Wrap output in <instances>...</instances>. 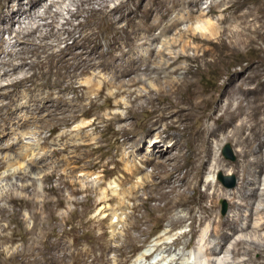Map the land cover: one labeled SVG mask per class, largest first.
<instances>
[{"label":"rangeland","instance_id":"1","mask_svg":"<svg viewBox=\"0 0 264 264\" xmlns=\"http://www.w3.org/2000/svg\"><path fill=\"white\" fill-rule=\"evenodd\" d=\"M119 1L121 0H107V4L112 7ZM64 2L50 10L51 13L59 11L58 24L64 23L69 17L66 9L75 11L78 5L76 0L75 5L68 0ZM206 2L208 3V0L202 1V8L206 7ZM98 3L94 5L97 7ZM36 11V16H44L43 8L39 7ZM47 16L48 14L42 18L49 21ZM32 18V20L20 18L19 23L13 25L14 31L44 23L41 17ZM83 19L81 16L72 23L77 24ZM218 19V15L200 17L199 14H195L192 20L182 23L180 28H191L197 34L207 33L208 25L216 24ZM220 26L233 27L235 22ZM43 29L41 28L40 32ZM13 34L4 32L1 35L4 42L0 44L4 53L0 52V59H8L6 52L19 49L15 46ZM78 35V32L75 33V37ZM161 40L164 38L160 37L154 45L160 48ZM185 42L190 47L201 45L190 38H186ZM67 43L71 44L72 40H68ZM63 46L64 44L59 45L60 48ZM233 46L235 48L230 52L225 51L224 58L218 59V64L216 62L209 69L198 61L189 63L192 71L201 70V76L194 78V81L198 83L199 90L206 92L204 97L214 92L211 106L216 104L219 93L226 89L218 86L219 82L230 78L233 72L236 78L242 79L256 66L258 67L263 56L264 41L257 40L255 44L247 45L248 47L246 45L239 47L236 43ZM188 54L192 56L193 52L189 49ZM13 63L17 64L18 60ZM55 67L45 66L39 70L45 73L44 77L51 74L48 78L50 83L53 82ZM3 68L0 69L2 86L0 93L9 91V96L20 95L19 100H16L9 110L11 112L14 109L20 113L16 112L17 120L6 124L9 128L5 134L8 135L3 137L0 134V264H13V259L20 258L19 255L21 256L31 245L35 249L31 254L36 264H50L51 261L53 263L63 254L66 264H72V254L73 259L75 255L81 258L85 256L86 264H101L103 256L107 260L106 264H168L174 259L178 264H239L246 255L244 251L239 256L230 253L231 243L235 240H243L244 248L264 249V229L256 232L254 230L257 223L264 221V215L259 212L264 208V196H260L264 189V172L254 184L260 197L252 199L249 207L243 209V214L249 218L243 219L237 225V232L230 234L224 250L220 252L219 248L214 246L212 236L208 237V242L205 240L211 222L200 221L202 216L200 209L211 207L214 215L221 219L233 216L235 210L229 207V203L231 195L237 193L239 178V173L232 170V166L239 160V147L232 141L221 138L213 139L211 145L206 146L210 156L205 158L202 171L196 175L195 171L191 170L195 165H199L197 159L195 160L196 154L199 155V147L193 144L190 137L203 126H214L213 119L206 117L207 114H211V110H204L203 114L199 111L193 113V117L188 121L191 124L189 123L187 131H184L182 126L176 130L158 125L152 129L149 137L144 138V143L137 144L135 142L139 137H144L146 129L148 130L147 121L152 117L150 113L152 106H157L159 102H170V99H164L165 97L156 94L158 83L154 80L153 73L144 76L143 83L127 88L135 92L134 94L122 93L113 96L109 103H105L103 97L97 98L95 91L87 93L86 87H83L86 79L92 83H101L102 80L109 79L108 71L101 72L95 78L83 75L74 82V86L72 85V89L77 88L76 93H73L71 88L68 91L66 89L65 96L67 100H71L70 104L61 103L59 108L54 102L27 101L21 95V87L9 85L12 80L20 78L24 73H30L26 66V70L18 69L15 74L9 72L7 76L2 74L9 71L10 67ZM261 69L262 75L257 79L264 81V69ZM35 72L38 73V69L31 71ZM174 77L180 78V75ZM36 81L43 83L42 79ZM26 85L29 86L30 83L27 82ZM96 85L98 87L104 84ZM107 87L104 90L105 94L117 91L115 86ZM42 88L46 90V87ZM172 98L181 104L187 100V96L183 95ZM3 100L4 103L8 101L6 98ZM91 101L99 108H91ZM44 103L47 106H43ZM23 105L34 111L24 113L20 110ZM82 107L88 111L83 116L75 112L83 110ZM218 115L220 113L216 112L213 117ZM118 117L123 118L118 120ZM0 121L2 125L1 118ZM82 123H89L92 126L80 128ZM119 128L126 130L124 137L118 134ZM226 147L229 149L230 157L227 155ZM160 149L163 154L159 160L167 164V170L172 165L180 166L182 167L180 176H185L190 183L195 177L198 181H193L197 190H194L193 186L186 190L187 206L170 211L165 202L158 200L161 192L159 183L166 173L162 167H155L146 161L155 155L158 156L160 152L157 150ZM251 150L257 151L254 145ZM260 154L261 164L264 166V146ZM251 158L249 157L250 160L253 159ZM217 160L227 166L216 167ZM243 166L246 168L244 164ZM248 169V173H251L252 168ZM187 171L189 172L186 176ZM249 176L252 182L256 180V175ZM220 177L225 180H221ZM142 183L146 186L145 189L141 186ZM182 184L184 182L178 183ZM212 184H217L219 192H216L215 198H202L198 195L199 192L212 196L214 191ZM183 188L181 186L177 190L182 192ZM223 203L226 205L224 212ZM177 218L182 221L172 223V219ZM56 242H59V245ZM163 243L167 246L162 245ZM208 248L215 249L216 253L213 255ZM144 254L150 255L143 258Z\"/></svg>","mask_w":264,"mask_h":264},{"label":"bare ground","instance_id":"2","mask_svg":"<svg viewBox=\"0 0 264 264\" xmlns=\"http://www.w3.org/2000/svg\"><path fill=\"white\" fill-rule=\"evenodd\" d=\"M64 1L0 0V43L4 42L1 39V35L4 32H12L14 33L15 46L19 47L17 51L6 52V56H9L8 59H0L1 70L4 69V66L10 67V70L3 72L2 75L7 76L9 72L15 74L18 72V69L24 70L26 66L27 71H30V73H24L20 78L12 80L9 85L21 87V95L27 101L40 103L54 102L56 107L60 108L61 103L63 105L66 103L70 104L71 100H67L65 93L70 88L73 93H76L77 88L73 87L72 89V85L83 75H91L92 78H95L101 72L108 71V75H110L109 79L102 80L101 83H92L91 80L88 79L87 81L86 79L83 82V87H86L87 93L95 91L94 94H96L97 98L103 97L104 102L109 103L113 96L116 97L122 93L128 95L134 94L135 92L127 88L143 83L144 76H150L153 73L155 75L154 80L158 83L156 94L159 97H165L164 99H170V102H159L157 106H152L150 111L152 117L147 121L148 130L146 129L144 137H139L135 142L137 144L144 143V138L149 137L153 131L152 129L158 125L166 129L176 130L182 126L185 131L189 128L190 122L188 121L193 117V113L199 111L203 114L204 110H211V114H207L206 117L213 119L214 126H203L192 137L189 136L193 144L199 147V155L196 154L195 157L199 165H195L191 170L192 172L195 171L196 175L202 171V167L206 161L205 158L210 156V152L206 146L211 145L213 139L230 140L234 145L239 147V160L232 166V170L239 173L236 191L238 195H236L237 193L232 194L229 203V207L235 210V214L221 219L214 215L211 207L200 209L202 214L200 221L209 220L211 222H209L211 227L205 240L207 241L208 237L212 236L214 238V246L218 247L220 252L223 251L225 245H227L226 243H228V239H230V234L237 232V225L243 219L247 220L249 218L248 216L245 217L243 209L249 207L251 200L259 196L258 189L254 187V184L259 181L260 174L264 172L260 154L264 146V81L257 79V77H261L262 75L263 70L261 68L264 69V52L262 53L263 56L258 67L256 66L242 79L240 77L236 78L235 72H233L230 78L218 83V86L226 87V89L219 93L217 102L216 104H212L213 106H211V103L214 92H212L213 94H209L208 97H204L206 92L199 90L198 83L194 81V78L201 76V70L192 71L189 63L198 61L202 63L203 67L209 69L218 59H221L226 54L224 53L225 51L229 50L230 52L235 48L233 46L235 43L241 47L240 45H253L257 40L264 41V0H208L205 8H202L203 0H121L112 7L107 4V0H76V2L78 1L76 10L70 11L65 8L69 17L66 18L64 23L58 24L59 11L51 13L50 10L56 5L64 4ZM68 1L70 3L74 2V5L76 3L75 0ZM95 3H98L97 7L94 5ZM39 7L43 8L45 17L48 14L49 21L46 18H42L44 17L43 15L36 16V9ZM195 14H199L200 17L218 15L219 19L217 23L219 25L217 23L209 24V32L199 34L191 28H180L182 23L192 20ZM33 16L35 18L41 17L40 19H43L44 23L39 25L34 24V27L27 26L14 31L13 25L19 23L20 18L31 19ZM81 16L84 18L82 21H79L77 24L72 23L74 19L76 20ZM232 21L235 22V26L233 27L220 26ZM41 28H44V32L43 30L40 32ZM77 32L79 35L75 37V33ZM156 32H158L157 35L155 34ZM160 37H163L164 40L160 41L161 47L159 48L154 43L158 42ZM186 38L199 42L201 45L198 44L190 47L185 42ZM68 40H72V43L68 44ZM60 44H64L63 48L59 47ZM1 47L2 45L0 44V49ZM189 49L193 52L192 56L188 54ZM0 52L4 53V50L1 49ZM15 60H18L17 64L13 63ZM55 65L57 66L55 67ZM45 66L56 68L53 71L52 83L48 82L51 74H46L44 77L45 73L39 71ZM35 69H38V73H31ZM60 71H63V73H60ZM178 75H180V78L174 77ZM37 79H42L43 83H38ZM27 82L30 83L29 86L26 85ZM96 84L104 85L97 87ZM107 86H115V90L117 91L113 94L109 92L105 94L104 90ZM38 87L41 88L38 89ZM42 87H46V90ZM182 95L187 96V100L183 104L172 98ZM5 98L8 99L7 103H4L3 99ZM19 98L20 95H16L15 97L9 96V91L0 93V118L3 121V124L0 125V134L3 137L7 134L5 132L9 128L6 124H10L18 119L16 115L18 111L13 109L9 112V110H11ZM137 98L138 95H136L135 99ZM90 104L91 108L95 109L98 107L93 101ZM24 105L20 109L24 113L33 110ZM43 106H47L46 103ZM78 111L75 112L82 116L88 113L84 108ZM216 112L220 113V115L213 117ZM199 117H202L201 114ZM114 118L116 119L117 116ZM122 118L118 117V120ZM23 124L20 126L22 127ZM81 126L80 128H85L92 126V124L82 123ZM125 132L124 128H119L118 134L124 137ZM176 141L178 142V140ZM253 145L257 150H255L256 152H252L251 150ZM157 152H160V154L147 160L146 163L154 164L155 167H162L166 173L159 183L161 186L159 190L161 192L159 197L157 196L158 200L165 202V205L169 206L168 210L170 211L177 207L187 206L186 190L190 186H193V189L197 190L194 186L196 183L193 182L197 181L196 177L195 179L193 177L194 180L190 183L188 179H185V176H180L182 167L172 165L167 170V164L165 165L159 160L163 151L160 149ZM249 157L253 159L251 158L252 160H250ZM215 165L216 167L227 166V164L223 165L220 160H217ZM249 167L252 168L251 173H248ZM249 174L256 175V180L254 179L256 182H252L249 179ZM179 182H184V184L178 185ZM141 186L143 189L146 188L143 183ZM181 186L184 187L182 192L178 191V187ZM208 186H210L209 183ZM211 187L214 190L212 196L202 195L199 192L198 195L202 198H215L217 196L216 192H218L217 184H212ZM168 188L170 189L167 190ZM164 189L166 190L164 191ZM262 192L263 194L260 192V196H264V189ZM259 212L264 215V208L260 209ZM181 221L182 219L178 218L172 219V223L174 224ZM247 228H249V225ZM254 228L255 232L263 230L264 221L261 220ZM31 241L29 242L31 243ZM244 244L241 239L235 240L231 243L229 250L234 256H239L244 251L246 258L242 259L239 264H264V249L244 248ZM162 245L167 246L166 243ZM31 246H28L21 256L19 255L20 258L13 259V264H36L31 254L35 249ZM212 249L208 248V251L214 255L216 250ZM22 250L24 251V248ZM149 255L144 254L143 258H148ZM64 257L63 254L53 263L52 261H48L50 264H66ZM84 258L75 255L73 259L72 254V264L73 262L75 264H86ZM100 261H102L101 264L107 263L104 256ZM168 264L178 263L174 259L170 260Z\"/></svg>","mask_w":264,"mask_h":264},{"label":"water","instance_id":"3","mask_svg":"<svg viewBox=\"0 0 264 264\" xmlns=\"http://www.w3.org/2000/svg\"><path fill=\"white\" fill-rule=\"evenodd\" d=\"M226 150H227V155H228V157H230V153H229V149H228V147H226ZM220 179H221V177H220ZM221 180H225V179H221ZM232 186V185H231ZM225 208H226V205L223 203V205H222V211L224 212L225 211Z\"/></svg>","mask_w":264,"mask_h":264}]
</instances>
